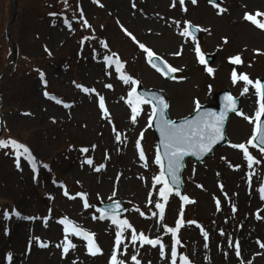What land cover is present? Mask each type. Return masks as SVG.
<instances>
[{
    "label": "rangeland",
    "instance_id": "rangeland-1",
    "mask_svg": "<svg viewBox=\"0 0 264 264\" xmlns=\"http://www.w3.org/2000/svg\"><path fill=\"white\" fill-rule=\"evenodd\" d=\"M258 11L264 13V0H219L217 6L206 0H197L195 5L191 0H184L183 5L180 0H68L67 6L63 0H0V76L4 74L0 80V139L25 144L36 165L33 172L32 165L21 157L18 169L11 147L0 148V264H109L116 226L107 218L92 217H99V204L112 201L125 206L120 219H128L137 233L159 237L165 245V257L161 258L159 245L141 247L137 241L133 246L131 230H127L118 250V258L125 264H133V254L141 264H171V235L163 226L174 227L181 212L185 221H197L209 234L205 248L200 228L187 224L181 228L178 256L186 255L190 264H264V247L260 246L264 244V199L259 192L264 185V153L246 143L255 127L259 103L264 101L253 85L244 92V82L233 83L231 78L235 71L237 76L247 74L253 83L264 79V29L244 19L246 13ZM257 19L264 22V16ZM85 20L91 27H84ZM185 22L199 29L200 39L181 35ZM140 43L178 69L173 79H166L148 64ZM197 45L203 56L213 57L212 63H200ZM237 55L242 62L231 63L230 58ZM106 56L120 60L124 65L121 73L105 61ZM142 64L160 76V84L143 77ZM208 67L213 69L211 74ZM40 72L44 73L43 81ZM121 74L130 75L145 89L163 93L172 120L191 115L196 100L201 106L215 104L213 95L221 89L241 100L243 115L229 116L226 142L201 163L185 164L183 195L195 203L182 208L183 202L173 192L163 221L153 215L158 212L155 202L164 201L159 197L162 185L153 183L160 167L154 163L157 143L148 125L152 108L140 105L133 124L127 103L133 86L119 79ZM107 84L112 87H105ZM76 85L94 91L85 93ZM177 95L184 96L189 108L178 107L174 102ZM100 96L111 123L99 108ZM172 107L182 113L173 116ZM116 132L121 134L120 141L115 139ZM141 132L146 167L135 146ZM239 143H245L250 155L259 161L251 169L242 151L230 146ZM81 148L89 151L81 152ZM89 158L92 166L85 163ZM101 164L104 167L96 171ZM65 190L75 198L66 197ZM77 193H86L93 207L85 209ZM149 199L153 203H148ZM13 210L21 217L36 219L17 218ZM5 211L10 214L7 220ZM63 217L94 233L101 252L92 256L83 238L69 234L76 247L63 254L57 247L65 239L63 225L58 223ZM43 218H47V227ZM34 237L48 247H39ZM236 242L240 256L236 255Z\"/></svg>",
    "mask_w": 264,
    "mask_h": 264
},
{
    "label": "snow or ice",
    "instance_id": "snow-or-ice-1",
    "mask_svg": "<svg viewBox=\"0 0 264 264\" xmlns=\"http://www.w3.org/2000/svg\"><path fill=\"white\" fill-rule=\"evenodd\" d=\"M65 6L68 5V0H63ZM197 0H191L192 4H196ZM181 5L184 4V0H180ZM174 6V5H173ZM133 7L135 5L133 4ZM186 10V9H185ZM49 15L55 16L56 13H50ZM83 15L81 11V16ZM264 16V13L256 12L255 14H248L246 13L244 16V19L247 21H250L252 24H254L259 29H264V22H261L257 19V17ZM64 23L67 25L69 24V21L67 19L64 20ZM84 27H91L88 22L85 20ZM187 25L184 29V31L181 33L182 36H192L193 41H195V36L192 31H190V28L192 27L188 22H185ZM70 26V25H69ZM199 30V29H197ZM126 35L130 36L133 40H135V37L132 35V33L127 32V30H124ZM227 41L225 40V43ZM107 45H105L106 47ZM140 49H142L145 53H147V56L149 58V63L152 64L153 67L156 68L157 71H160L163 75H167V72H164L161 68L157 67V65L154 63L155 60H158L159 57L155 56V54L148 49L143 43L139 44ZM47 51V49H45ZM196 54L199 58V61L201 64L205 63V58L203 54L201 53V49L199 45L196 46ZM180 53H176V55H179ZM113 57H116V54H112ZM105 61L109 64L115 65V70L117 73H121V69L124 67V65L120 62L118 58L112 59L110 57H105ZM230 62L233 64H240L241 57L239 55L235 57L230 58ZM168 72H177L178 69L175 67H169L165 65ZM207 72L211 74L213 72V69L211 67H208ZM41 80H44V73H39ZM232 82L236 83L237 80L243 81L245 84V87L243 89L244 92L248 91V85H253L255 88V91L257 95L259 96L260 100L264 101V83H262L259 79L253 83L251 79H249V76L247 74H241L237 76V73L235 71L232 72L231 75ZM119 79H121L125 84H131L133 87L131 91L128 93V100L127 103L131 107V120L133 124L137 122V116L141 112L140 105L143 104H151L152 105V111L149 115L148 119V125L151 127L153 118L155 117L158 120V130L161 135V142L163 145V154L157 150V153L155 155L154 163L160 167V172L158 175H155L153 177V183L154 185H162L159 188V197L161 200L164 201V203H161L160 201H156L154 204L155 209L158 210V212H153V215H159L160 221H163L164 214H165V205L169 199L170 194L173 193L175 190V195L179 196L181 201L183 202L182 208L184 205H190L194 204L195 201L191 199L187 195H182L180 192V178L178 176V173L181 171V161L183 160L185 155H205L208 152H210L213 149V146L217 144L219 141L224 139L225 132H224V121H225V112H221L219 114L212 113V112H203L201 113L199 109L201 108V104L199 100L194 101L195 103V110L197 112V115L191 119V120H185L182 124H178L176 121L172 120L168 116V109L170 107L169 103L166 101V99L163 96H156L153 95L151 97H142L141 95L137 94L136 85H138V81L133 79L130 75H123L121 74L119 76ZM46 84V81H45ZM78 88H81L82 91L85 93H89L91 91H94L92 89H88L86 87H83L82 85H76ZM107 88H111V84L105 85ZM243 94V93H242ZM44 95L50 99H54V97H50L49 93L44 92ZM226 111H234L238 115H243L239 110L235 107L236 101L233 97L226 96ZM58 104L63 103L60 100L56 101ZM64 107H71L69 104H64ZM99 108L103 113L104 118L108 119L109 123H111L110 114L105 106L104 97H99ZM25 115H29L28 113H25ZM264 116V102L259 103V110L255 113V127L253 129V133L250 139L246 142L248 145H251L253 147H259V150L261 153H264V120H261V117ZM245 119L252 122V118L245 116ZM54 122V121H53ZM115 131V129H113ZM143 138V132L140 133V138L136 141V149L139 153V159L140 161L145 162V167L147 166V158L145 155V152L142 149L140 140ZM115 139L117 141L121 140V134L119 132H116ZM232 148H236L242 151L244 159L247 161L248 168H252L254 164L259 163V161L255 160L252 155H250L248 147H246L245 143H239V144H231ZM11 147L15 159H16V166L19 169L20 168V159L21 157L25 158L30 165H32L33 172L36 171V165H35V157L33 156L32 152L30 151L29 147H27L22 142H18L16 139H0V148H9ZM95 146H93L94 148ZM81 152L87 153L89 151L88 148H81ZM7 154V153H6ZM165 160L167 161V167L165 169ZM89 166L93 165L92 159H87L85 161ZM43 167L47 168L48 165H43ZM104 165L101 164L98 167L95 168L96 171H100L101 168H103ZM238 168L239 166H235ZM170 178V179H169ZM63 187V185H60ZM197 187H202L201 185H197ZM221 189H223V185H220ZM259 192L261 194V199H264V185H262L259 188ZM66 197H69L70 199H74L75 197L69 196V193L67 190L63 193ZM115 195V192H113V196ZM77 196L81 198L83 201V207L85 209H88L90 207H93L88 203L87 200V194L86 193H77ZM149 197H151V193H149ZM51 198V197H50ZM148 203H153L151 199L148 200ZM217 210L220 209V200L217 199L215 201ZM120 203L119 202H113L109 208L107 209H101L97 208L96 211L100 213L99 217L93 216L92 218L104 220L107 218L111 221L113 225L116 226V232H115V245L114 249L112 251L109 264H125V260L118 258V250L120 249V246L123 244V236L124 233L127 230H131V242L133 246H135L136 242L139 241V244L141 247L144 245H150L152 247H156L159 245V254L161 258L165 257V245L162 242V240L157 237L155 239L150 238L148 235H146L143 231L137 233V230L133 227V225L128 221V219H120L119 218V210H120ZM137 212H140L139 208L135 209ZM232 211H236L235 205L232 207ZM12 215H15L17 218H22L25 220H32L36 219L34 217H28L23 216L21 217V214L13 210ZM141 216H144L143 212H140ZM4 219H9L10 214L8 211H5L3 213ZM257 219H260V216L257 215ZM44 220V226L47 227V218H43ZM59 224L63 225V231L65 234L64 241L57 245V247H61L63 250V254H67L70 249H74L76 247L75 244H73L69 239L68 235H74L83 238L85 241H87V250L88 253L92 256L97 255L101 252L100 247L95 242V234L88 232L81 228L80 226L76 225L73 221H71L67 217H63L58 221ZM187 225H195L197 228H200L201 234L205 240L204 247L207 248L208 244L207 241L209 239V234L207 231L203 230V227L195 220H189L185 221L183 218V212H181L179 218L175 221V226H167L164 225V231L169 233L171 235V264H177V259H179V264H190V261L186 255H179L177 251V246L180 245L181 240L179 238V233L182 227ZM7 234V231H6ZM221 235H224L223 231L220 233ZM34 239L38 246L41 248L48 247L47 243H44L40 241L39 237H34ZM261 247H264V244L260 245ZM124 249H127V245L124 244ZM236 249V255L240 256V245L239 242H236L235 245ZM30 251V249H29ZM123 253H121L122 255ZM7 259L11 262L13 257L12 254L9 253L7 256ZM131 261L133 264H141L140 260L137 259V254H133L131 256Z\"/></svg>",
    "mask_w": 264,
    "mask_h": 264
},
{
    "label": "water",
    "instance_id": "water-1",
    "mask_svg": "<svg viewBox=\"0 0 264 264\" xmlns=\"http://www.w3.org/2000/svg\"><path fill=\"white\" fill-rule=\"evenodd\" d=\"M213 1L217 2L216 0H213ZM211 60H212L211 57H208V58H207V61L210 62ZM226 96H227V95H226V93H225L224 91L219 92V93L215 96V97H216V100L218 101V107L210 106V107H207V108H203L202 110H200V112H201V113H203V112H212V113H217V114H219V113H221V112H225V113H226L225 121H224V125H225V122H226L227 116L229 115L230 112H232V111H226V103H227L226 100H225V97H226ZM235 107L238 109V104H237V102H236V104H235ZM196 115H197V114H196ZM196 115H195V116H196ZM195 116H194V117H195ZM194 117H193V118H194ZM193 118H190V119H187V120H191V119H193ZM262 120H264V116H263ZM182 123H183V122H179L178 124H182ZM157 124H158V120L155 118V120H154V122H153V127H154V129H155V131H156V133H157L158 138H159V148H160V152H161V154H163L164 149H163V145H162V142H161L162 138H161L160 132H159V130H158ZM222 142H223V140H221V141H219L217 144H215V145L213 146V149H214L215 147H217L219 144H221ZM213 149H212V150H213ZM212 150H211V151H212ZM211 151L208 152V153L205 154V155H194V154L185 155L184 158H183V160L181 161V171H182L183 163H184V161H185L186 159L193 158L195 161H198V162H199V161L203 160L204 158H206V157L211 153ZM166 167H167V161L165 160V169H166ZM181 171L178 173V176H180ZM169 179H170V178H169Z\"/></svg>",
    "mask_w": 264,
    "mask_h": 264
},
{
    "label": "bare ground",
    "instance_id": "bare-ground-1",
    "mask_svg": "<svg viewBox=\"0 0 264 264\" xmlns=\"http://www.w3.org/2000/svg\"><path fill=\"white\" fill-rule=\"evenodd\" d=\"M171 56V55H169ZM140 71L143 75V77H145L147 79V81H152L154 84L158 85L161 82V78L160 76H158L155 72L149 70V68H147L144 64L141 65ZM180 96V97H179ZM178 105V107H188L189 108V104L186 105L187 103L184 102V96L183 95H177V98L175 99V101ZM175 110V107H172L171 109V114L173 116L179 115L182 112H175L173 111Z\"/></svg>",
    "mask_w": 264,
    "mask_h": 264
}]
</instances>
